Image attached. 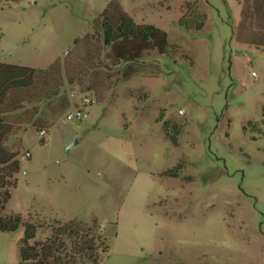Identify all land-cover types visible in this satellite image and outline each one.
I'll use <instances>...</instances> for the list:
<instances>
[{
    "label": "rangeland",
    "instance_id": "374dc122",
    "mask_svg": "<svg viewBox=\"0 0 264 264\" xmlns=\"http://www.w3.org/2000/svg\"><path fill=\"white\" fill-rule=\"evenodd\" d=\"M111 1L0 0L2 61L70 65L57 96L13 114L5 212L101 229V264H264V8L117 0L170 48L114 64L94 26ZM86 97L88 117L67 120ZM24 233L0 231V264H20Z\"/></svg>",
    "mask_w": 264,
    "mask_h": 264
},
{
    "label": "trees",
    "instance_id": "16d2710c",
    "mask_svg": "<svg viewBox=\"0 0 264 264\" xmlns=\"http://www.w3.org/2000/svg\"><path fill=\"white\" fill-rule=\"evenodd\" d=\"M260 2L264 4V0H253V6L259 9ZM182 21L197 28L204 25L203 21L194 24L186 16ZM94 26L103 34L114 64L138 62L152 51L165 54L170 48L165 30L152 24L137 23L117 0L108 4ZM80 41L81 38H76L75 45ZM69 67L66 58H57L48 68L0 63V231L14 232L22 226L25 228L20 264H101L110 251L109 238L101 229L77 221L61 223L56 220L47 224L35 220L32 215L25 218L19 213L5 212L21 169L19 152L7 145L8 139L19 130L17 124L23 122H18L13 114L25 108L27 103L57 96L67 77L64 72ZM49 228L51 232L45 239H37L40 229Z\"/></svg>",
    "mask_w": 264,
    "mask_h": 264
},
{
    "label": "built area",
    "instance_id": "2783aa9c",
    "mask_svg": "<svg viewBox=\"0 0 264 264\" xmlns=\"http://www.w3.org/2000/svg\"><path fill=\"white\" fill-rule=\"evenodd\" d=\"M93 100L90 97H86L83 99L82 103L79 105L72 106L65 112V118L67 120H74V119H84L88 117V112L86 108L93 104ZM40 135L42 136L43 139H45L47 135V131L45 129H42L40 131ZM24 156L26 158L31 156V153L27 151Z\"/></svg>",
    "mask_w": 264,
    "mask_h": 264
},
{
    "label": "crops",
    "instance_id": "0c3cea01",
    "mask_svg": "<svg viewBox=\"0 0 264 264\" xmlns=\"http://www.w3.org/2000/svg\"><path fill=\"white\" fill-rule=\"evenodd\" d=\"M258 7H260L262 9V8H264V4H262V2H260V5ZM1 62H4V61H2V53L0 52V63ZM7 63H9V62H7ZM13 64H17V63H13ZM20 65H23V64H20ZM36 68H40V67H36Z\"/></svg>",
    "mask_w": 264,
    "mask_h": 264
},
{
    "label": "water",
    "instance_id": "95a60500",
    "mask_svg": "<svg viewBox=\"0 0 264 264\" xmlns=\"http://www.w3.org/2000/svg\"><path fill=\"white\" fill-rule=\"evenodd\" d=\"M78 143V141H76L75 143H73V145H75V144H77Z\"/></svg>",
    "mask_w": 264,
    "mask_h": 264
}]
</instances>
